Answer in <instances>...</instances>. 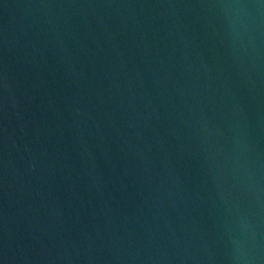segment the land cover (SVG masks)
<instances>
[{
	"label": "water",
	"instance_id": "water-1",
	"mask_svg": "<svg viewBox=\"0 0 264 264\" xmlns=\"http://www.w3.org/2000/svg\"><path fill=\"white\" fill-rule=\"evenodd\" d=\"M0 264H264V0H0Z\"/></svg>",
	"mask_w": 264,
	"mask_h": 264
}]
</instances>
